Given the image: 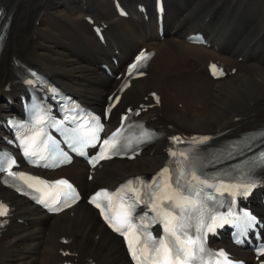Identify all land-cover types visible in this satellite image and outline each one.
Here are the masks:
<instances>
[{"label": "bare ground", "instance_id": "bare-ground-1", "mask_svg": "<svg viewBox=\"0 0 264 264\" xmlns=\"http://www.w3.org/2000/svg\"><path fill=\"white\" fill-rule=\"evenodd\" d=\"M123 1L132 10L129 18L120 17L110 0H0L7 9L3 23L11 22L0 55V117L17 109L7 100L21 87L16 58L36 65L97 106L118 84L99 64L117 49L126 60L140 46H148L157 55L148 76L126 92L123 106L152 104L150 93L158 91L162 105L142 118L189 133L230 129V136H236L264 122V0H167L165 39L160 38L155 16L150 13L145 20L136 9L137 3L153 0ZM87 16L108 24L107 46L92 33ZM196 29L206 32L210 47L186 40ZM212 59L236 67V73L212 79L207 72ZM166 146L163 138L135 160L105 162L92 181L81 160L60 173L73 178L87 194L130 175L154 172L166 160ZM0 196L15 205L14 220L0 237V264H63L67 259L73 264H130L121 238L87 203L51 216L1 185ZM65 238L68 244L62 241ZM64 250L73 254L64 256ZM244 255L251 259L248 264H254L250 255Z\"/></svg>", "mask_w": 264, "mask_h": 264}, {"label": "snow or ice", "instance_id": "snow-or-ice-1", "mask_svg": "<svg viewBox=\"0 0 264 264\" xmlns=\"http://www.w3.org/2000/svg\"><path fill=\"white\" fill-rule=\"evenodd\" d=\"M146 56H141L140 59H146ZM135 69L136 65L132 66ZM215 69V66H213ZM158 99V98H157ZM115 135V134H114ZM144 137L151 138V134L145 132ZM177 142L179 138H175ZM203 142V141H199ZM105 145V153L109 151V149H115L117 144L115 140L112 142L104 141ZM173 156H176V153H172ZM181 157L184 156V153L180 154ZM109 158L106 154H101L99 159H107ZM193 181H196L200 185H205V181L199 180L198 177L195 176L192 172H185L183 164L178 168H174L171 172L168 168H164L159 173V178L150 183L144 184L143 181L136 178V183L138 185H143L145 188L151 190L147 193L148 201L146 203H150L152 208L157 211V216L154 218L156 222H162L163 224V232L164 236L171 238V243L175 248V260L178 264H190L191 261L195 260L197 264H204L203 257L198 255V253H204V242L201 238L202 229L205 228L204 224V213H203V203L213 200L212 196H205L203 200H201V192L203 188L200 190L195 189V185ZM60 184H67L66 181H59ZM133 181H129L127 188L136 193L138 191L137 188H133ZM184 193H187L186 195ZM102 195H107L103 193ZM135 199V197H133ZM167 201V208L178 210L181 213L180 217H177L173 214L172 211H168L164 208V202ZM93 203H96V198H93ZM100 207L99 204L96 205ZM7 209L4 208L3 211H0V215H5ZM188 213L185 217L184 214ZM193 213H199L197 217L193 216ZM105 219H108L105 217ZM177 219H181L179 225L174 224L173 222ZM196 219V223L193 224L191 221ZM212 222L214 223L216 217H210ZM127 223V220L124 221ZM213 223H209L207 227V231H213ZM109 224L115 229L117 232H121V228L123 225L118 227L116 224H113L111 220H109ZM177 229L180 231L178 232ZM189 229L193 231L195 238L193 235L189 234ZM132 230V225L128 224V231L123 232L122 234L128 237L129 247L132 251V255L136 257V249L132 245V239L130 236V232ZM206 235V233H205ZM139 239V238H137ZM148 240L153 241L154 245V253L155 256H162L163 260L166 264H174L172 261V251L173 248L169 247L168 240L163 236L159 240H156L151 235L147 237ZM264 254V253H262ZM217 257H223L227 260V257L224 253H215ZM181 256L184 259H181ZM137 261L139 264V258L137 257ZM215 264H219V260L215 261Z\"/></svg>", "mask_w": 264, "mask_h": 264}]
</instances>
